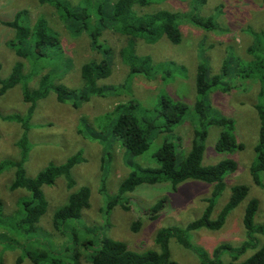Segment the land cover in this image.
<instances>
[{
	"label": "rangeland",
	"instance_id": "obj_1",
	"mask_svg": "<svg viewBox=\"0 0 264 264\" xmlns=\"http://www.w3.org/2000/svg\"><path fill=\"white\" fill-rule=\"evenodd\" d=\"M60 2L62 4L56 7L58 11L40 0H0V77H8L17 61L23 64V73L26 77L24 83H19L0 94V163L17 155L15 143L21 133L20 126L4 116L26 112L29 104L22 99L24 87L35 88L40 77L47 74L53 84L81 91L83 88L81 66L87 61L101 59V54L91 45L88 32L73 30L70 27L71 23L65 20L63 15L64 6L72 8L77 5L85 7L89 15L92 12L94 21L93 8L106 0H60ZM192 2L195 0H164L138 10L140 13H151L159 9L179 12L182 17L179 16L177 22L182 37L178 43L170 42L164 35L154 43L136 39L134 46L136 54L149 55L152 58L154 73L151 78H146L143 74H133L129 79V87L133 92L125 90L113 95H92L83 102H78L75 98L60 102L56 99L54 90L50 89L44 98L37 101L28 132L30 150L25 163L26 174L34 176L48 163L61 164L78 152L82 157V161L71 169V175L75 180L72 188H67L64 177L57 178L52 185L42 187L48 206L39 226L55 241H60L61 235L53 228L52 214L58 206L67 201L70 192L81 186H88L90 189V206L83 209V218L70 221L77 235L82 239L92 240L93 234L90 230L95 233L96 229L91 225L101 224L103 219L109 227L105 234L124 241L129 249L136 252L158 249L154 237L159 228L170 225L184 226L202 215L206 206L204 198L210 195L213 184L193 178L182 181L175 189L170 183L143 184L130 193L134 199L130 210L115 206L108 213L105 211L109 214L108 218L105 213L102 218L100 214L101 205L103 203L106 205L119 183L127 176L128 171H131L129 160L141 167H158L155 154L165 139L176 147L177 164L187 154L193 132V125L188 121L192 120L191 117L195 121L198 119L193 105L197 98L195 76L200 62L207 64L210 76L221 73L222 65L228 63L229 72L221 76L222 84L228 85V89L224 91L221 89L222 86L213 87L205 98L213 110L234 121L233 135L243 144L241 149L218 151L215 145L223 128L215 124H204L207 135L204 140L202 165L215 164L227 158L237 163V168L224 176L225 187L216 201L211 217H216L229 198L233 185L245 184L249 191L247 196L228 213L220 228H200L191 231L190 237L195 245L207 252L212 251L220 243L239 246L245 239L242 219L246 204L251 198L258 200L255 222H262L264 186L255 184L250 174L260 127L255 108L259 81L256 80L258 76L255 79L241 76L242 72L239 70L253 59L247 49L254 40L253 32L264 28V0H200L196 10L193 9L196 5L193 6ZM23 9L27 11L30 26L38 17L45 18L48 27L56 35L54 38L58 46L55 44L45 47L42 55H38L32 49V54L20 57L14 47L6 44L7 40L14 37V30L4 26L1 21L11 19L16 11ZM192 11L193 14L197 12L203 17L212 16L217 26L207 30L190 22L186 15ZM109 24L106 20L105 26ZM125 39L124 35L114 29H104L100 41L111 48L113 58L111 72L99 81L101 84H120L126 80L127 66L118 55L121 47L126 44ZM15 46L17 47L16 44ZM236 68L238 71L234 73ZM162 96L184 103L191 116L187 114L189 116L187 122L174 126L170 133L156 130L144 153L136 156L126 155L122 141L110 131L111 120L116 115L108 117L106 115L117 103H127L133 98L138 101L141 109L149 110V116H153L159 109ZM260 178L264 182V172ZM11 179L12 170L6 168L1 171L0 199L4 203V212L7 215L13 212L18 196L22 195L20 190L8 188ZM102 182L108 193L101 195L98 188ZM161 197L167 198L161 214L156 219L142 217L141 211L149 208ZM138 215L142 219L141 226L137 231H132L131 225ZM258 237L259 244H263L264 235L258 234ZM13 238L18 240L20 245L7 248L0 243V264H32L28 258L22 257L25 247L29 248L30 244L33 249L51 251L44 237L36 232L21 239L23 246L16 236ZM77 248L76 245L72 250ZM169 249L171 258L180 264H201L193 250L181 246L174 238L169 240ZM256 250L257 248L247 249L236 261L246 259ZM230 257L232 255L228 253L222 256L225 261L231 260ZM77 264L89 262L82 257Z\"/></svg>",
	"mask_w": 264,
	"mask_h": 264
},
{
	"label": "trees",
	"instance_id": "obj_2",
	"mask_svg": "<svg viewBox=\"0 0 264 264\" xmlns=\"http://www.w3.org/2000/svg\"><path fill=\"white\" fill-rule=\"evenodd\" d=\"M159 1L164 0H106V2H101L93 8L94 21L92 19V8L90 10L91 15H89L85 7L76 5L68 8V6H64V19L71 23L70 27L73 30L80 29L88 32L91 45L101 54V59L87 61L81 66L83 82L81 91L60 84H53L46 74L40 77L35 88L24 87L22 99L29 104L26 112L4 116L10 121L17 122L21 133L15 143L17 155L0 163V173L6 168L12 170V179L8 188L10 190H20L22 195L18 196L15 209L8 215L4 212V203L0 199V243L7 248L19 246V241L13 238L16 236L21 241V246H23L21 239L24 236L35 232L42 235L51 251L33 249L31 244L29 248L25 247L22 257L28 258L32 264H77V261L79 262L82 257L89 264H180L171 258L170 238H174L181 246L193 250L201 264H264V243L259 244L260 239L258 237V234L264 235V212L262 222H255V214L258 209V200L255 198H251L246 204L242 219L245 239L239 246L220 243L212 251L207 252L195 245L190 237L191 231L200 228H220L224 224L228 213L247 196L249 191L248 186L245 184L233 185L227 201L220 208L216 217H211L216 201L225 187L224 176L228 172L234 171L237 168V163L235 160L227 158L215 164L202 165L204 140L207 135L204 124H215L223 128L215 145L218 151H232L243 147L242 142L237 141L233 135L235 130L234 121L213 110L205 98V95L213 87L222 86L221 89L224 91L228 89V85H223L221 79V76L230 70L226 62L222 65L221 73L211 76L206 63L200 62L197 66L195 76L197 98L193 110L198 119L195 121L191 117L192 120L188 121L193 125L191 144L187 154L179 164L176 162L175 145L165 139L155 154L159 166L156 168L141 167L129 160L128 164L132 167L131 171H128L127 176L119 183L116 192L109 197L106 205L103 203L100 208L101 218L104 213L108 218L109 214H106V212L108 213L115 206L130 210L131 205L134 204V199L130 196V193L138 186L170 183L171 187L175 189L182 181L193 178L213 184L210 195L204 198L206 206L200 217L184 226L170 225L159 228L154 237V242L158 247L157 250L149 249L136 252L129 249L124 241L113 239L105 234L109 227L103 219L101 224L91 225L96 229L95 233L90 230L93 234L92 240L82 239L70 224L72 220L83 218V209L90 206V189L88 186H81L70 192L67 201L58 206L52 214V225L61 235L60 241H55L48 232L39 226L40 219L48 206L42 187L52 185L57 178L64 177L67 188H72L75 185V180L71 175V169L82 161V157L78 152L61 164L48 163L34 176L26 174L25 163L30 150L28 132L37 101L44 98L50 89L54 90L56 99L60 102L69 98H75L78 102H83L92 95H113L125 90L133 92L129 87V79L133 74H143L146 78H151L154 73V64L151 63L152 58L149 55L139 56L136 54L134 48L136 39L154 43L160 36L164 35L170 42L178 43L182 37L177 22L179 16L182 17L179 12L165 9H159L151 13H140L138 11L142 7H147ZM40 2H47L48 5L55 8L57 5L62 4L60 0H40ZM199 3L200 0L192 2L193 6L196 5L193 9L196 10ZM57 10L59 11V9ZM59 16L61 15L59 14ZM186 16L190 22L207 30L214 29L217 26L212 16L203 17L197 12L193 14V11L187 13ZM106 20L109 21V26H105ZM1 22L4 26L14 30V37L7 40L6 44L9 47H14L16 54L20 57H27L32 54V49L38 55H42L45 47L54 46L57 42L54 38L56 35L48 27L45 18L42 16L38 17L34 24L30 26L25 9L16 11L11 19L2 20ZM104 29H114V31L126 37V44L121 47L118 55L124 65L127 66L128 75L126 80L120 84H101L99 82L110 74L113 58L111 48L100 41ZM253 34L254 40L247 49L253 59L244 65L239 72H242L240 75L247 79H255L258 76V79H256L259 81L258 101L255 103V108L260 127L258 141L254 146L255 159L250 166V174L255 184L264 186V182L260 178L261 173L264 172V28L258 32H253ZM58 45L57 43L56 46ZM103 54L104 57L102 58ZM237 71L236 68L234 73ZM25 79L23 64L17 61L8 77H0V94L5 93L9 88L19 83H24ZM159 105L155 115L149 116V110L141 109L138 101L130 98L127 103H117L106 115L107 117L112 114L116 115L111 120L110 131L117 139L122 141L126 155L136 156L144 153L148 149L151 136L156 130L170 133L174 126L183 123L191 116L184 103L172 101L166 96L160 98ZM158 120L162 122H158ZM125 164L127 165L126 162ZM98 189L101 195L107 192L104 182L99 185ZM166 201V197H161L149 208L142 210L141 216L156 219L163 211ZM141 216L138 215L134 219L131 225L132 231H137L141 226ZM76 245L78 248L72 250ZM250 248H257V250L246 259L236 261L238 256ZM224 253L232 255L231 260H223Z\"/></svg>",
	"mask_w": 264,
	"mask_h": 264
}]
</instances>
